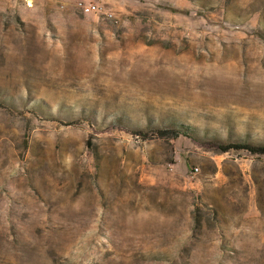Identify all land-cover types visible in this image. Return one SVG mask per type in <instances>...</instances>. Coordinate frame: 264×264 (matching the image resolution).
Masks as SVG:
<instances>
[{
  "label": "rangeland",
  "instance_id": "1",
  "mask_svg": "<svg viewBox=\"0 0 264 264\" xmlns=\"http://www.w3.org/2000/svg\"><path fill=\"white\" fill-rule=\"evenodd\" d=\"M0 103V264H264V0H0Z\"/></svg>",
  "mask_w": 264,
  "mask_h": 264
},
{
  "label": "built area",
  "instance_id": "2",
  "mask_svg": "<svg viewBox=\"0 0 264 264\" xmlns=\"http://www.w3.org/2000/svg\"><path fill=\"white\" fill-rule=\"evenodd\" d=\"M79 9L83 12V14L85 15H96V16H105L106 18L110 19V20H114L117 22V18L115 13L111 12V11H103L101 10V8L98 5L89 3L86 4L84 2H79L78 4ZM198 169H196L197 171Z\"/></svg>",
  "mask_w": 264,
  "mask_h": 264
},
{
  "label": "trees",
  "instance_id": "3",
  "mask_svg": "<svg viewBox=\"0 0 264 264\" xmlns=\"http://www.w3.org/2000/svg\"><path fill=\"white\" fill-rule=\"evenodd\" d=\"M0 106H4V104L0 103ZM173 127L176 128V130H172V133L177 134L178 136L180 135H192V133L194 131H196L195 129H193L190 126H175V124H173Z\"/></svg>",
  "mask_w": 264,
  "mask_h": 264
}]
</instances>
